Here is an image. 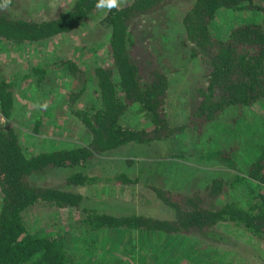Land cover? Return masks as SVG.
Listing matches in <instances>:
<instances>
[{
  "label": "trees",
  "instance_id": "16d2710c",
  "mask_svg": "<svg viewBox=\"0 0 264 264\" xmlns=\"http://www.w3.org/2000/svg\"><path fill=\"white\" fill-rule=\"evenodd\" d=\"M174 1L130 0L119 10L105 12L101 23L108 29L105 43L110 57L108 63L91 70L95 101L89 107H74L89 82L87 71L72 59L61 60L67 75L79 83L68 92L64 103L86 130L85 143L28 155L20 145L15 128L7 121L0 125V264H73L61 235L27 234L21 214L33 206L78 211L83 215L78 225L85 231L122 228L158 232L170 239H180V246L175 248L184 250L192 245L186 242L187 237L207 236L210 228L220 223L264 241V194L259 190L264 185V118L259 121L250 118V124L245 123L240 143L233 146L225 141L224 147L213 145L199 154L200 158L233 168L235 153L241 150L243 162L234 167L238 173L230 180L214 177L190 192L149 186L156 199L170 210L169 217L113 214L101 202L86 203L87 198L76 191L98 182L122 186L136 183L123 172L110 177L85 173L83 168L98 155L122 146L171 140L186 127L200 133L208 126L209 131L210 125L225 111L249 107L264 99V28L261 24L254 20L239 23L223 40L210 32V23L217 11L264 13V0H189V7L179 19L177 41L183 59H195L201 74L191 85L183 104L190 107L185 122L170 124L165 101L168 75L176 67L170 56L154 44L153 36L144 32L151 28L147 16ZM96 2L69 0L56 15L40 19L15 16L9 7L0 11V39L39 44L60 33L71 32L89 19ZM43 72V67L34 66L29 74L19 78L32 76L37 85L42 82ZM14 87L11 77L5 79L0 74V116L4 120L9 119L14 108ZM132 116L137 117L135 123ZM60 169L71 171L56 184L33 183L35 178ZM240 185H244L243 203L220 200V196ZM171 256L166 255L169 262Z\"/></svg>",
  "mask_w": 264,
  "mask_h": 264
},
{
  "label": "rangeland",
  "instance_id": "374dc122",
  "mask_svg": "<svg viewBox=\"0 0 264 264\" xmlns=\"http://www.w3.org/2000/svg\"><path fill=\"white\" fill-rule=\"evenodd\" d=\"M68 2L13 0L10 12L32 19L52 17ZM189 5V0H175L164 9L148 15L147 22L151 28L144 32V35L153 36L154 44L170 56L176 67L168 75L165 101L167 117L172 125L185 122L190 107L183 104L191 85L200 79L201 74L195 59H183L177 41L180 36L179 19ZM106 11L95 7L89 19L75 30L60 33L39 44L0 39V74L5 79L11 77L15 84L13 111L7 120L0 116V125L7 121L15 128L26 154L70 147L88 140L82 124L65 106L68 92L77 88L79 83L67 75L61 60L72 59L87 71L89 82L74 107H89L95 101L91 92V70L94 66L108 63L110 57L105 43L108 29L101 23ZM140 20L135 23L134 30ZM249 20L259 22L264 28V13L258 10H219L210 23V32L223 40L232 27ZM34 66L44 68L42 82L36 85V80L30 75L20 80L19 76L29 74V69ZM133 118L132 123H135L137 117ZM250 118L258 121L264 118V99L249 107L225 111L210 125L209 131L208 126L200 133L186 127L171 140L122 146L98 155L83 168L85 173L110 177L123 172L136 183L122 186L115 182H98L76 188V191L87 198L86 203L101 202L113 214L169 217L170 210L156 199L149 186L190 192L214 177L230 180L238 173L235 168L243 162L241 150L235 153V168L200 158L199 154L213 145L224 147L225 141H230L227 145L233 146L240 143V132L245 123L250 124ZM70 171H53L43 178H35L33 183L41 186L56 184ZM243 187L240 185L229 190L220 196V200L243 203ZM259 190L264 194V185ZM21 215L29 236L61 235L73 264H264V241L227 223L215 224L207 236L187 237L186 242L192 245L184 250L183 247L175 248L180 246V239H170L158 232L143 233L122 228L85 231L78 225L83 215L71 209L33 206ZM167 254L172 255L170 262L166 259Z\"/></svg>",
  "mask_w": 264,
  "mask_h": 264
},
{
  "label": "clouds",
  "instance_id": "9594fccd",
  "mask_svg": "<svg viewBox=\"0 0 264 264\" xmlns=\"http://www.w3.org/2000/svg\"><path fill=\"white\" fill-rule=\"evenodd\" d=\"M12 2L13 0H0V11L7 10ZM126 2L127 0H97L95 7L110 12L112 9L119 10Z\"/></svg>",
  "mask_w": 264,
  "mask_h": 264
}]
</instances>
